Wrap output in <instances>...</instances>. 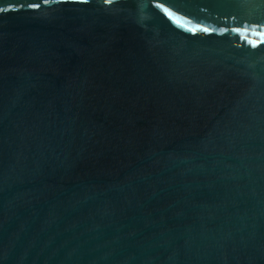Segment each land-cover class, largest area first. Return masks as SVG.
Listing matches in <instances>:
<instances>
[{"label":"water","instance_id":"1","mask_svg":"<svg viewBox=\"0 0 264 264\" xmlns=\"http://www.w3.org/2000/svg\"><path fill=\"white\" fill-rule=\"evenodd\" d=\"M28 2L0 0V264H264V0Z\"/></svg>","mask_w":264,"mask_h":264},{"label":"snow or ice","instance_id":"2","mask_svg":"<svg viewBox=\"0 0 264 264\" xmlns=\"http://www.w3.org/2000/svg\"><path fill=\"white\" fill-rule=\"evenodd\" d=\"M58 2V0H43L44 4H50V3H56ZM82 2H87V0H82ZM106 2L111 3L112 0H106ZM22 7H25L26 10L27 9H39L41 8V3L39 2V0H29V2L27 3V5H22ZM7 9L4 8H0V12L6 11ZM13 10H19V9H13ZM165 11H167V9H165ZM203 31L207 32L208 29H203ZM262 35H264V33H262ZM264 42V41H262ZM255 46V44L253 45Z\"/></svg>","mask_w":264,"mask_h":264}]
</instances>
